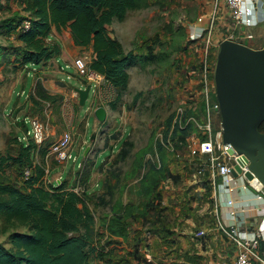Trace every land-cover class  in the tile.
Here are the masks:
<instances>
[{"label":"rangeland","instance_id":"1","mask_svg":"<svg viewBox=\"0 0 264 264\" xmlns=\"http://www.w3.org/2000/svg\"><path fill=\"white\" fill-rule=\"evenodd\" d=\"M215 1L149 0L145 7L129 10L124 20H115L108 25L109 32L120 38L127 49H138L137 52L144 54L146 47L151 46L152 58L150 61L139 60L128 67L130 82L121 98H114L113 102H117L114 113L110 104L112 95L117 96L118 92L108 83L100 84L95 93V108L99 105L109 108L107 122L93 126V89L82 107V114H89V128L84 126V121L80 124L77 122L71 104L67 117L70 124L67 127L70 131L73 129L72 157L66 163H60L54 156H47L51 140L49 134L43 145L35 147V164L43 162V154L44 162L48 163L46 183L56 185L60 177L57 170H61L66 187H70L67 189L81 193L93 209L98 218L94 225L93 244L96 247L112 243L107 238L108 223L99 221L101 216H105L101 215V209H136L140 211L136 214L140 213L141 219L133 224L135 219L131 217L129 225L135 226L137 222L138 225L149 226L148 220L141 214L142 209H150V215L156 218L159 209L173 206L172 201L177 198L179 201L186 197L184 195L196 202L202 201V194L192 192L191 183L194 176L202 177L203 170L199 172L197 159L206 160L205 156L191 153L192 146L196 145L194 142L204 136L197 124L204 122V115L200 111L203 100L200 81L202 52L208 47L216 57L222 38L234 37L256 48L264 45V22H258L242 32L241 26H236L224 6L214 22L212 33L193 36L194 27L209 25L206 23ZM24 6L25 0H0V151L3 153H15L21 140L32 141L29 119L40 118L49 131L56 126L60 117L66 118L62 107H54L53 103H60L58 94H53L54 98L50 99L40 95V89L42 92L48 91L44 81L51 82L57 77L53 71L55 67L51 63L47 70L51 74H41L32 69L29 73L30 68L18 59L22 47L18 30H9L5 26L6 20L11 17L18 22L30 15ZM87 52L90 55L86 57L90 62L91 53ZM69 81L78 85L75 80ZM61 100L62 104L64 95ZM180 108L183 112L179 115ZM191 108L196 110V115H192L197 122L193 121L194 125L188 129L186 142H181L177 129L186 125L181 123L179 116L184 112L191 114ZM52 109L56 117L50 113ZM108 122L113 127L111 132L106 129ZM212 124L214 137L221 141L219 112H213ZM75 125L76 129L72 128ZM93 133L95 138L91 139ZM88 146L90 149L86 153ZM3 173L12 180L23 181L22 171L16 165H6ZM17 232H30V228L18 222L7 224L0 217L2 246L11 248L13 234ZM108 246L116 252L113 246ZM92 255L94 264H103L95 252Z\"/></svg>","mask_w":264,"mask_h":264},{"label":"trees","instance_id":"2","mask_svg":"<svg viewBox=\"0 0 264 264\" xmlns=\"http://www.w3.org/2000/svg\"><path fill=\"white\" fill-rule=\"evenodd\" d=\"M148 2L25 0L24 8L30 15L18 22L11 17L6 20L5 26L9 30H18V39L22 44L18 59L24 64H39L59 55L61 45L49 42L48 38L53 27L60 30L61 27L70 26L76 44L93 47V58L89 65L119 89L116 97L119 100L130 82L128 67L139 60L150 61L153 49L148 45L144 54L137 52L138 49L126 51L122 42L110 34L108 25L115 20H124L129 10L145 7ZM27 18H31L32 24L24 29L23 20ZM242 42L249 44L247 41ZM211 58L216 59L212 53ZM40 95L54 98L53 94L45 90L42 92L41 89ZM111 106L116 108L117 102H112ZM204 109L205 101L202 100L200 111L203 113ZM191 111V114L184 112V115L179 116L181 123L186 125L182 129L178 126L177 129L181 142H186L187 131L194 125L193 121L188 122L190 115H196L194 108ZM260 130L264 131V121ZM36 145L33 139L26 142L21 140L15 153L0 151V217L7 224L18 222L30 228V232L13 234L11 248L0 244V264H94V252L103 264H129L126 256L114 259L111 251L93 244V209L81 193L67 189L66 180L56 185L46 183L44 154L42 163L35 164L34 161ZM8 164L16 165L22 171L23 181L12 180L4 175L3 169ZM25 168L32 170L28 179L24 178Z\"/></svg>","mask_w":264,"mask_h":264},{"label":"crops","instance_id":"3","mask_svg":"<svg viewBox=\"0 0 264 264\" xmlns=\"http://www.w3.org/2000/svg\"><path fill=\"white\" fill-rule=\"evenodd\" d=\"M248 1H251L255 7L254 17L256 23L254 25L261 21L264 22V0ZM206 24H209V20ZM200 25L199 27H194L192 31L193 36L196 35V32L206 27L202 24ZM249 27L242 26L240 28L244 32ZM118 39L122 42L120 38ZM48 41L58 42L61 45L60 54L39 64L29 63L25 64V66L30 68L29 73H31L32 69L38 70L41 74H51L47 71L51 67V63L55 67L53 71L57 77L51 82L44 81V84L48 89V93L58 94L60 103L53 104L55 105L54 107H62L64 111L63 115L65 117L66 113V118L61 119L60 117V120L56 121V126H52L49 131L47 130L51 143L65 131L69 130L67 126L70 124V121L67 120V117L70 114L71 104L75 110L77 122L80 124L84 121V126H90L87 119L89 114L86 116H84V113L82 114L83 105L80 104L79 94L75 90V87L84 88L89 83L83 77L76 75L74 60L79 56L89 57L90 54L87 51L91 53V57L93 58V47L76 44L70 26L61 27L60 30L53 27ZM124 48L126 51L130 50L125 46ZM69 69H72V71ZM65 73L66 77L64 76ZM69 80H75V83L78 85L75 86ZM109 85L113 87L114 91L119 93L117 87L112 84ZM92 89V104H94L95 108V93L98 88L94 89L92 87ZM63 95L64 100L61 104ZM116 97V94H113L111 101L113 102ZM64 107L66 108L64 109ZM105 108L107 110L106 119H108L110 110L106 106ZM110 108L112 109V113H114L116 108H112L111 104ZM50 113L56 117L53 109ZM100 122L105 123L107 121H99L95 116L93 126H98ZM71 123L73 124V121ZM107 125L106 129L111 132L113 127L109 122ZM72 128L76 129V125L72 126ZM47 156H50L48 155V150ZM44 164L46 163L44 162ZM45 166L48 172V163ZM60 171L57 170L60 173V177L56 181L57 184L64 181ZM194 177L195 179L191 182L194 189L192 192L202 194V201L199 203L195 199L184 195L186 197L179 201L177 200L178 198L174 199L172 201L173 206L170 205L167 209H159L156 218L150 215V209H142L141 214L148 220L149 226L138 225L137 222L135 226H132L135 221H140L141 219L139 218L140 213L136 214V212L140 211L136 209H101V215L105 216H101L99 221L108 223V227L106 228L107 238L112 242L107 244L113 246L116 252L110 249L107 244H104L105 246L102 249L111 251L114 259L126 256L129 264H224L233 262L237 257L238 249L233 237L224 231L222 225L248 230H255L260 225H264V199L259 198V194H264V188L257 182L254 184L249 183L245 186L243 181L234 175V192L230 195H225L224 193L218 195L215 188L208 181V178ZM46 178L48 179L47 174ZM228 199H233V203L230 204L227 201ZM172 207L175 208L173 209ZM131 217L135 220H133V224L130 226L128 220ZM95 220H98V218L95 217ZM151 220H153L152 223ZM201 230L205 231L204 235L198 234ZM258 252L264 258V240H261ZM255 262L262 264L258 259Z\"/></svg>","mask_w":264,"mask_h":264},{"label":"built area","instance_id":"4","mask_svg":"<svg viewBox=\"0 0 264 264\" xmlns=\"http://www.w3.org/2000/svg\"><path fill=\"white\" fill-rule=\"evenodd\" d=\"M224 6L227 9L229 15L233 18L236 26H252L256 23L254 17V5L248 0H216L213 9L210 11L209 25L204 27L200 31L196 32L195 37H200L203 34L209 35L212 33L215 20L218 19V14ZM31 18L23 20V28L27 29L31 26ZM209 38V36H208ZM232 38V37H231ZM234 40V37L232 38ZM216 59L211 58V53L208 47H206L201 56L200 81L202 84L203 100L205 101V109L203 112L204 122L202 124L197 122L195 116H190L189 121L197 122L200 130L204 133V139L202 137L195 141L196 145L192 146L191 153L196 156H205V161L197 159L196 163H199V172L202 173V177L207 175L208 181L215 188L218 195H230L234 192L235 187L233 184V169L240 168L238 172V178H240L244 185L259 183L256 179L250 180L246 176L248 171V161L244 154L238 153L231 143L217 141L213 135L212 114L213 112H219L220 104L216 96V86L214 80ZM76 73L83 77L86 82L91 83L92 87L100 88L101 83L110 84L109 80L100 72L92 69L89 65V61L86 56H79L74 60ZM113 97V95H112ZM183 112V109L178 110V114ZM183 115V114H181ZM31 126V137L35 143L39 146L43 145L47 138L48 132L45 123L38 117L29 119ZM72 131H65L60 137L50 143L48 148V155L54 156L60 163H66L72 157ZM205 171V172H204ZM207 172V173H206ZM32 174L30 168L24 169V178L28 179ZM264 188V187H262ZM264 193V192H263ZM259 198L264 199V194H259ZM222 200V199H221ZM230 204L233 203V199L227 200ZM224 231L233 237L237 246V257L233 262L224 264H258L256 259L260 263L264 264V258H262L258 252V247L261 240H264V225H260L255 230L237 229L236 227H225L222 225ZM199 235H204L205 231L201 230Z\"/></svg>","mask_w":264,"mask_h":264},{"label":"water","instance_id":"5","mask_svg":"<svg viewBox=\"0 0 264 264\" xmlns=\"http://www.w3.org/2000/svg\"><path fill=\"white\" fill-rule=\"evenodd\" d=\"M214 80L220 104L222 140L244 154L248 161V179H256L264 187V45L253 47L232 38H224L216 55ZM92 89L75 87L81 105H85ZM99 121H105L107 110L99 105L94 110ZM95 138V133L92 138ZM90 147L86 149V153ZM240 168L233 169L238 175Z\"/></svg>","mask_w":264,"mask_h":264}]
</instances>
